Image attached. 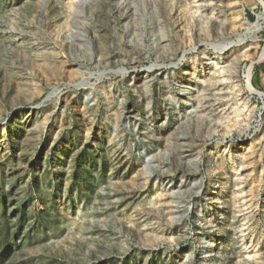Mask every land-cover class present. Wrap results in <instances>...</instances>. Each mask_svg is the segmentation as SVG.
<instances>
[{"label":"rangeland","instance_id":"374dc122","mask_svg":"<svg viewBox=\"0 0 264 264\" xmlns=\"http://www.w3.org/2000/svg\"><path fill=\"white\" fill-rule=\"evenodd\" d=\"M263 22L0 0V264H264Z\"/></svg>","mask_w":264,"mask_h":264},{"label":"bare ground","instance_id":"6f19581e","mask_svg":"<svg viewBox=\"0 0 264 264\" xmlns=\"http://www.w3.org/2000/svg\"><path fill=\"white\" fill-rule=\"evenodd\" d=\"M214 1V0H213ZM217 1V0H216ZM219 1V0H218ZM260 4H262V5H264V0H257ZM209 2V1H208ZM220 2H222V1H220ZM212 4H213V2H212ZM220 4V3H219ZM216 5V4H215ZM208 6H210V5H208ZM214 6V5H213ZM213 8V7H212ZM215 8H216V6H215ZM214 8V9H215ZM220 8V7H219ZM225 8V7H224ZM213 10V9H212ZM215 10H217V9H215ZM222 10V9H221ZM212 12V11H211ZM216 13H218V12H216ZM225 13H226V11H225ZM214 14V13H213ZM211 15V14H210ZM227 15V14H226ZM225 15V16H226ZM239 15V14H238ZM214 17H215V15H214ZM222 16L221 15H219L218 14V16H216V19L215 20H218V19H220ZM240 17V16H239ZM213 18V17H212ZM223 18V17H222ZM225 18H227V17H225ZM211 20V19H210ZM214 20V21H215ZM226 20V19H225ZM227 21V20H226ZM242 21V20H241ZM240 21V22H241ZM210 22V21H209ZM211 23V22H210ZM264 23V22H263ZM212 24V23H211ZM214 24V23H213ZM212 24V25H213ZM220 24V23H219ZM239 24V23H238ZM238 24H235V25H238ZM242 24V23H241ZM222 26L220 27V28H218V30H217V35H219V36H222L223 35V33H224V25L223 24H221ZM227 25V24H226ZM244 25V24H243ZM216 26V25H215ZM241 26V25H240ZM264 26V25H263ZM227 27H228V25H227ZM238 27V26H237ZM216 28V27H215ZM212 29V28H211ZM214 29V28H213ZM257 29H258V26L255 24L253 27H251V28H249V29H247V33L245 34V36L243 35L242 36V38H241V40L239 41V44H241L242 42H244V40H245V38H247L248 36H250V35H252V34H254L256 31H257ZM210 31L211 30H208V32L210 33ZM237 31V30H236ZM240 31V30H239ZM227 32V31H226ZM205 33V32H204ZM209 33H208V36H209ZM212 33V32H211ZM205 34H207V32L205 33ZM204 34V35H205ZM213 35V34H212ZM211 37V36H210ZM209 37V38H210ZM244 44V43H243ZM233 45V43L232 44H226V45H222L221 46V49H220V52H219V57L218 58H214V59H216L217 61L219 60V59H221L222 58V56L224 55V54H227V53H229V52H231V51H233V49L236 47V46H232ZM237 45V44H236ZM218 51V50H217ZM225 52V53H224ZM211 60V59H210ZM222 60V59H221ZM218 64V63H217ZM251 72H249V74H248V76H247V86L251 89L252 88V85H251ZM253 90V89H252Z\"/></svg>","mask_w":264,"mask_h":264}]
</instances>
